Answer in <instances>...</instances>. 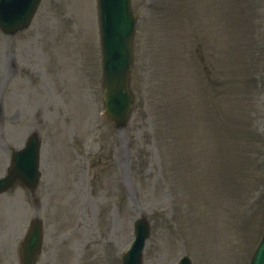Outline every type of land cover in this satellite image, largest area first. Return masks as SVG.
<instances>
[{"label":"rangeland","instance_id":"374dc122","mask_svg":"<svg viewBox=\"0 0 264 264\" xmlns=\"http://www.w3.org/2000/svg\"><path fill=\"white\" fill-rule=\"evenodd\" d=\"M71 1L43 0L17 36L0 30V176L11 149L35 129L43 138L41 206L22 188L0 198L1 264H20V244L38 215L45 222L40 264H60L72 245L78 264H121L118 252L129 248L141 214L153 226L145 264H177L185 254H198L194 264H250L264 221V0H133L137 103L124 133L102 118L98 55L92 72L73 37ZM96 7V0L75 5L89 18L90 49ZM219 12L226 20L215 23ZM245 41L256 43L258 76L227 67L256 62L243 56ZM241 96L249 106L239 115ZM186 101L192 105L181 109ZM193 134L202 145L191 144ZM252 229L259 232L248 247Z\"/></svg>","mask_w":264,"mask_h":264},{"label":"water","instance_id":"95a60500","mask_svg":"<svg viewBox=\"0 0 264 264\" xmlns=\"http://www.w3.org/2000/svg\"><path fill=\"white\" fill-rule=\"evenodd\" d=\"M109 67H110V72L115 71L116 69L112 67L111 63L109 62ZM112 108V104H110ZM144 225V223L142 222ZM33 243H34V248L35 250L38 249V243H39V229H38V224H35L34 227V234H33ZM139 253H138V248L136 247L133 252H131L128 257L126 258L128 264H139Z\"/></svg>","mask_w":264,"mask_h":264},{"label":"bare ground","instance_id":"6f19581e","mask_svg":"<svg viewBox=\"0 0 264 264\" xmlns=\"http://www.w3.org/2000/svg\"><path fill=\"white\" fill-rule=\"evenodd\" d=\"M74 2V1H73Z\"/></svg>","mask_w":264,"mask_h":264}]
</instances>
